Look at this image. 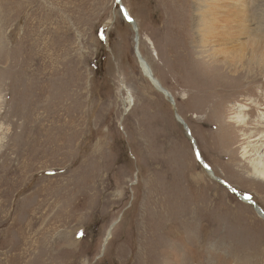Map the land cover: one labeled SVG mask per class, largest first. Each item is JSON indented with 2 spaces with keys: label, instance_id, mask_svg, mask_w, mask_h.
<instances>
[{
  "label": "rangeland",
  "instance_id": "374dc122",
  "mask_svg": "<svg viewBox=\"0 0 264 264\" xmlns=\"http://www.w3.org/2000/svg\"><path fill=\"white\" fill-rule=\"evenodd\" d=\"M198 4L0 0V264H264V219L239 196L264 209L243 155L264 67L195 46Z\"/></svg>",
  "mask_w": 264,
  "mask_h": 264
},
{
  "label": "bare ground",
  "instance_id": "6f19581e",
  "mask_svg": "<svg viewBox=\"0 0 264 264\" xmlns=\"http://www.w3.org/2000/svg\"><path fill=\"white\" fill-rule=\"evenodd\" d=\"M257 2H259V0H257L254 3L255 8ZM196 10L198 11V13L195 14L194 27H193L194 38L192 39V42L194 43L195 46L200 48V50H203L204 48L207 47L211 49L210 50L211 55L215 60H217L215 62L218 63L221 62V64L228 66L230 70L231 69L239 70V69L247 68L250 69L251 72L254 71L253 68L255 66L253 65L256 64L257 73L262 72V69L264 67L263 64L264 63V29H263L264 19L262 18L263 16L261 17L258 16L259 14H257L256 9L253 10L254 14L252 13V15H249L247 6L241 0H199V4L198 7H196ZM124 13L125 15L130 17L129 12L126 9H124ZM253 19L260 24L253 23L251 21ZM131 23L132 26H135L134 27L135 30H138V26L136 22L133 20V22ZM137 40L138 37L136 36L135 41L137 42ZM143 64H141V66L144 73L151 81L156 80L155 83L153 82L152 83L160 92H162L161 89L159 88V85L160 86L162 85L153 76L151 72L152 70L148 67L149 65L147 66L145 64L146 66L145 67ZM150 75L152 78L150 77ZM224 77L226 76L224 75ZM238 107H240V110L236 111V114L233 116L234 118L233 121L236 123L238 122L239 126L240 125L245 126V124L247 125L249 123L246 113L247 109L244 103L240 104ZM263 109L264 106L261 105V107L258 109L259 110L258 116L255 119V124H254L256 126L255 130L257 131L255 135L258 137L255 140H253L255 141L253 145L246 146L243 149L244 157H248V155L250 154L255 155L254 158L250 159L249 161L252 163L253 171H254L253 173L255 174V176L262 179H264V110ZM179 120L183 122L182 119ZM195 150L196 153H199L197 148H195ZM202 165L204 166L208 174L215 175L212 169L209 171L204 164ZM220 180L222 181V183L226 185V187L232 189V187L227 182H225L221 178ZM239 196L241 197L243 202H245L247 205L248 204L254 205L255 211L259 214L258 216L264 219V209L260 205L256 204L254 202V199H251L245 195L239 194ZM247 205L243 204V206L249 208L250 206ZM109 237H110V233H108L106 237L107 238L106 241L109 239Z\"/></svg>",
  "mask_w": 264,
  "mask_h": 264
},
{
  "label": "water",
  "instance_id": "95a60500",
  "mask_svg": "<svg viewBox=\"0 0 264 264\" xmlns=\"http://www.w3.org/2000/svg\"><path fill=\"white\" fill-rule=\"evenodd\" d=\"M129 19H130V22H133V20L129 17ZM137 55H138V57H139V60L141 61V62H143L144 63V65L146 64V61H145V59L139 54V52L137 51ZM152 78V77H151ZM156 81V80H155ZM155 81H152L153 83H155ZM156 85V84H155ZM159 85V84H158ZM159 88L165 93V95L167 96V97H169V98H171L170 100L171 101H173V97L171 96V94H170V92H168V90H166L165 88H163L162 86H160L159 85ZM187 130L189 131V129L187 128ZM189 133H190V131H189ZM193 143H195V141L193 142ZM196 144V143H195ZM195 148H196V146H195ZM198 156H199V154H198ZM202 158V157H201ZM200 158V159H201ZM201 162H203L202 164H204L205 166H206V168L210 171L211 170V167L209 166V164H207L203 159H201Z\"/></svg>",
  "mask_w": 264,
  "mask_h": 264
},
{
  "label": "crops",
  "instance_id": "0c3cea01",
  "mask_svg": "<svg viewBox=\"0 0 264 264\" xmlns=\"http://www.w3.org/2000/svg\"><path fill=\"white\" fill-rule=\"evenodd\" d=\"M234 190V189H233ZM237 193V192H236ZM256 204L260 205L257 201H254ZM251 207V206H250ZM254 207V205H253ZM252 209V208H251ZM256 212V211H255ZM257 215H259L257 212H256Z\"/></svg>",
  "mask_w": 264,
  "mask_h": 264
}]
</instances>
